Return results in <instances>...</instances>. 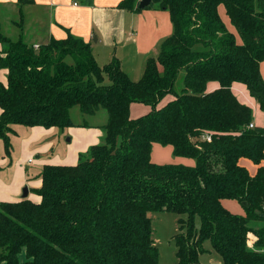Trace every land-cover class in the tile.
Instances as JSON below:
<instances>
[{
	"label": "trees",
	"instance_id": "1",
	"mask_svg": "<svg viewBox=\"0 0 264 264\" xmlns=\"http://www.w3.org/2000/svg\"><path fill=\"white\" fill-rule=\"evenodd\" d=\"M25 2L33 0H19ZM139 2L118 7L169 10L174 31L137 81L118 58L101 66L91 43L71 32L35 48L10 39L0 22V68L8 71L7 84L0 82V139L7 155L15 125L65 129L74 125L75 106L108 114L102 142L76 164L43 167L40 201L0 202V264H20L22 252L25 264H159L150 213L160 211L187 215L174 235L176 264H202L206 241L224 264H264V127L249 126L253 109L232 91L233 83L245 84L264 110V0ZM211 81L220 87L207 92ZM167 95L173 99L158 107ZM134 102L151 111L132 118ZM155 142L195 165L152 162ZM241 158L259 165L255 175ZM224 199L247 202V216Z\"/></svg>",
	"mask_w": 264,
	"mask_h": 264
},
{
	"label": "crops",
	"instance_id": "2",
	"mask_svg": "<svg viewBox=\"0 0 264 264\" xmlns=\"http://www.w3.org/2000/svg\"><path fill=\"white\" fill-rule=\"evenodd\" d=\"M120 1L81 0L82 4H77L75 0H33V2L20 4L19 0H0V17L10 18L12 16L14 25L20 28L18 37L34 47L48 42L52 37L63 39L68 32H71L91 43L94 55L101 66L109 63L113 58H118L125 72H135L137 73L135 79H140L148 59L157 58L162 42L173 34V23L169 10L146 8L136 12L118 7ZM219 12L228 29L236 34L238 41H241L236 28L234 30L231 28L233 24L224 5L219 6ZM16 16L19 18L17 21L14 20ZM26 17H30L29 21L40 26L42 33L39 34V40L31 41L24 36V25L28 22L25 21ZM1 48L0 44V50ZM260 68L264 78V61L261 62ZM3 70L8 73L6 69ZM159 70H163L161 65H159ZM3 77H5L4 80L0 76V82L7 84L8 77L5 75ZM219 87V82L211 81L207 85V92H212ZM232 91L241 103L253 109L254 125L264 127V110L251 96L247 86L241 82H235L232 85ZM171 99L173 95H167L158 107L164 106ZM150 111V105L137 102L131 104L132 118H137ZM1 113L0 107V116ZM133 113L137 117L132 116ZM106 122L101 125L88 123L89 126H85V122H77L79 127L74 125L68 127L67 133L63 136L65 138L66 135H71L72 144L71 148L67 147L63 156L60 151L57 154L53 152V144L48 142L52 138H60L58 133H55L57 132L55 128L58 127L14 126L15 134L11 136L13 148L10 155L6 154L4 142L0 139V202L24 199L23 189L25 187L28 188L26 198L35 202L40 201L39 196L34 195V191L37 192V189L42 186L43 167L46 164H76L80 153L87 152L90 146L99 143L103 135L101 127ZM171 154H175L173 146L156 145L153 156L151 151V160L157 164L173 161L171 162L173 164L195 165L193 158L177 156L172 159ZM240 163L247 169L249 168L248 159L241 158ZM261 164L264 165V160ZM258 166L257 164V168ZM250 173L256 174L255 172ZM230 200L232 199L222 201L228 209L231 207L229 203L232 201ZM217 263L224 264L222 259Z\"/></svg>",
	"mask_w": 264,
	"mask_h": 264
},
{
	"label": "rangeland",
	"instance_id": "3",
	"mask_svg": "<svg viewBox=\"0 0 264 264\" xmlns=\"http://www.w3.org/2000/svg\"><path fill=\"white\" fill-rule=\"evenodd\" d=\"M73 1V0H72ZM81 0H75V2L78 4H82L80 2ZM27 13H29V11H26ZM28 16V15H27ZM12 16L10 18L7 17H0V21L2 22V31H4V33L6 35H8L12 40H17L19 37L18 33L20 32V28L16 25H14L13 21H12ZM16 19V21L19 19L17 16L14 18V20ZM30 17H26L25 21H28L27 23H25L24 25V36L28 39V40H39V34L42 33V30L40 28V26H37L36 24H33V22L29 21ZM231 28H233V30L235 29V27L232 25ZM236 30V29H235ZM2 48L0 50V53L3 49V47H5V44L1 45ZM6 73L2 68H0V76H2L3 80L5 79V77H3L4 75L7 77V73ZM130 75V77L132 79H135L137 73H128ZM135 80H139V79H135ZM106 82L108 83V79H106ZM183 86V72H181V75L179 76V78L177 79L176 83H175V89L177 91H179L181 89V87ZM83 115V116H82ZM132 116L137 117L134 113L132 114ZM71 117L72 120L74 121V126L75 127H79V125H77V122H86L89 123L90 125H95V124H99L101 125V123L103 124L104 122H106L108 120V114L107 111L104 109H100L95 115H88V114H84L82 113V111L80 110L79 106H75L74 108L71 109ZM16 126V125H15ZM68 127L65 129H60V128H55V133H58V136H60V138H52L51 140H48V142L53 144V152H55L56 154L60 151L62 156L65 153L67 147H70L72 142L70 141L71 135H66L64 138V133H67ZM104 134V132H103ZM103 135L101 136L102 139ZM100 139L99 143L102 142V140ZM2 140V139H1ZM60 140V142H58ZM98 144V143H97ZM74 145V144H73ZM156 145H160L161 147H166L167 145H163L161 143L155 142L153 143V148H152V156L155 154L156 151ZM171 146L172 145H168ZM71 148V147H70ZM171 158L173 159L174 157H177L178 155L176 154H171ZM175 155V156H174ZM244 159H248L249 161V172H257V164L255 162H253L251 159L249 158H244ZM79 160V158H78ZM78 162V161H77ZM173 161H170V163ZM34 195H38L39 196V200H40V195L34 191ZM232 202L229 203L230 207V211H232L234 214L240 215V216H247V210L245 208V206H243V204L241 202H239L238 200L232 199L230 200ZM150 217L152 219V229H153V240L155 242V244L158 246L159 248V264H176L177 261V256H176V245L174 242V235L175 233L178 231V220L180 218H187V215H180L178 213L175 212H168V211H160V212H151L150 213ZM200 224V218L197 216L196 218V225ZM252 225H254L255 227H262L263 226V222L261 221H254L252 222ZM204 247L209 251V252H205L201 255L200 260L202 264H214L217 263L218 261H220L222 258L221 256L212 248L211 242L210 241H206L204 243ZM26 261V255L24 252H22L20 254V264H25ZM4 264V263H1Z\"/></svg>",
	"mask_w": 264,
	"mask_h": 264
},
{
	"label": "water",
	"instance_id": "4",
	"mask_svg": "<svg viewBox=\"0 0 264 264\" xmlns=\"http://www.w3.org/2000/svg\"><path fill=\"white\" fill-rule=\"evenodd\" d=\"M150 2H151V0H140L139 7L143 8L146 5H148ZM27 196H28V188L25 187L23 189V198H26ZM242 204H243V206H246L247 205V202H243ZM214 264H220V263H214Z\"/></svg>",
	"mask_w": 264,
	"mask_h": 264
},
{
	"label": "built area",
	"instance_id": "5",
	"mask_svg": "<svg viewBox=\"0 0 264 264\" xmlns=\"http://www.w3.org/2000/svg\"><path fill=\"white\" fill-rule=\"evenodd\" d=\"M39 46H36L35 48H38ZM251 128H253V127H255V125H254V123L252 122V123H250V125H249ZM205 138L207 139V140H211V137L209 136V135H207V136H205ZM263 210H264V206H263Z\"/></svg>",
	"mask_w": 264,
	"mask_h": 264
}]
</instances>
